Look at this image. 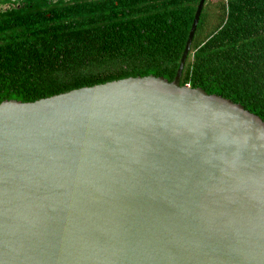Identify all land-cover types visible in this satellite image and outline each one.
Returning <instances> with one entry per match:
<instances>
[{
    "label": "water",
    "instance_id": "95a60500",
    "mask_svg": "<svg viewBox=\"0 0 264 264\" xmlns=\"http://www.w3.org/2000/svg\"><path fill=\"white\" fill-rule=\"evenodd\" d=\"M174 80L0 103V264H264V120Z\"/></svg>",
    "mask_w": 264,
    "mask_h": 264
},
{
    "label": "trees",
    "instance_id": "16d2710c",
    "mask_svg": "<svg viewBox=\"0 0 264 264\" xmlns=\"http://www.w3.org/2000/svg\"><path fill=\"white\" fill-rule=\"evenodd\" d=\"M199 0H0V103L174 80ZM181 85L264 120V0H205Z\"/></svg>",
    "mask_w": 264,
    "mask_h": 264
}]
</instances>
